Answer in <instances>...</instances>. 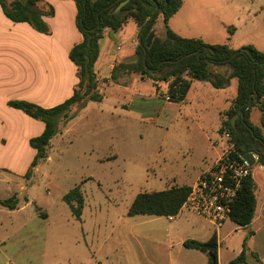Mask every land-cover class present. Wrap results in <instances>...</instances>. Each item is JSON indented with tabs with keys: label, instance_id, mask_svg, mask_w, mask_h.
<instances>
[{
	"label": "rangeland",
	"instance_id": "obj_1",
	"mask_svg": "<svg viewBox=\"0 0 264 264\" xmlns=\"http://www.w3.org/2000/svg\"><path fill=\"white\" fill-rule=\"evenodd\" d=\"M132 25L117 39L122 49L138 45L137 37L130 35ZM168 27L183 37L264 51V0H182ZM230 28L234 31L228 40ZM154 30L164 36L160 18ZM133 81L127 90L104 91L101 103L75 108L69 130L53 137L48 159L19 180L20 210H0V264H164L167 253L181 263L186 251L178 243L187 234L181 223L198 221L193 214L181 210L169 221L128 216L127 211L136 195L168 188L175 175L190 184L215 141L217 151L228 148L229 142L218 133L220 118L214 109L235 94L236 81L219 90L193 82L186 97L188 113L153 98L151 80L134 76ZM160 87L164 91L165 84ZM132 96V105L120 108ZM157 117L154 125L151 120ZM250 121L259 126L256 108ZM8 127L10 131L0 124V136L6 137L5 146L0 141V200L14 197L6 181L26 170L32 153L21 137L26 123L14 120ZM262 173L258 165L252 166L256 183L264 182ZM75 186H80L84 201L79 221L62 201ZM200 222L213 230L205 220ZM228 231H221L224 255L236 256L242 234L237 231L224 240Z\"/></svg>",
	"mask_w": 264,
	"mask_h": 264
},
{
	"label": "trees",
	"instance_id": "obj_2",
	"mask_svg": "<svg viewBox=\"0 0 264 264\" xmlns=\"http://www.w3.org/2000/svg\"><path fill=\"white\" fill-rule=\"evenodd\" d=\"M75 4V25L82 36L81 42L74 45L68 58L76 67L77 83L72 95L62 103L42 108L24 100H10L7 106L20 110L33 120L43 123L39 136L28 141L35 151L24 176L31 175L43 164L49 155L54 136L61 133L74 118L75 108L84 107L88 102H101L102 86L106 80L97 79L94 64L98 58L100 41L104 32L118 31L131 19L138 28L142 44L135 49V60L118 64L111 80L117 79V72L136 74L152 81L155 92L171 104L184 102L191 83L208 82L215 89L226 88L231 79L236 81V91L228 109L222 113L219 134L227 131L232 139L233 150L237 155L252 153L257 157L255 165L264 168V135L260 128L250 122V112L257 108L264 121V51L253 46L232 49L228 44H209L200 38H184L168 27V21L179 10L182 0H71ZM43 0H0L5 17L13 23H26L33 30L48 34L49 28L43 17L53 15V9H40ZM123 4L119 9H117ZM153 13H155L153 15ZM153 15L152 19L150 17ZM160 18L164 25V36L155 34L149 47L144 40L154 32V25ZM234 29L228 30L229 37ZM160 83L165 84L164 91ZM256 184L252 176L246 177L229 213V220L238 227H247L256 208ZM190 187H171L154 192L139 193L130 204L128 216H176L186 199ZM75 220L79 221L83 209V196L80 186H75L62 196ZM15 197L0 200V206L14 210ZM247 239V238H246ZM246 239L242 248L246 246ZM185 249L200 251L207 257V264H217V241L211 237L205 242L185 240ZM228 264H240L243 252ZM10 264V263H8Z\"/></svg>",
	"mask_w": 264,
	"mask_h": 264
},
{
	"label": "crops",
	"instance_id": "obj_3",
	"mask_svg": "<svg viewBox=\"0 0 264 264\" xmlns=\"http://www.w3.org/2000/svg\"><path fill=\"white\" fill-rule=\"evenodd\" d=\"M48 7L53 9L52 16L43 17L44 22L49 28L48 34L36 32L26 23H13L9 21L3 14L0 7V124L5 126L7 131H10L8 127L10 122H13L14 120L25 122V128H27V130L25 132V128H22L21 137L27 143L31 138L39 136L42 133L44 125L42 122L33 120L26 116L20 110L10 108L7 106V102L10 100H24L42 108H51L68 99L72 95L73 88L77 83L76 67L68 58L69 50L82 40V36L75 25V4L71 0H43V2L39 5V8L44 10H47ZM129 24H133L132 26H134L131 27L130 35L137 37L138 39V28L133 20L128 19L118 31L111 32L106 30L102 40L100 41L98 58L94 64V73L97 79L106 80L105 85L102 86V94L109 88H115L121 91L129 89L130 86H133L135 81H133L134 76L138 77L141 81L149 80L145 77L142 78L136 74H128L124 71L117 72L116 81L111 80V74L118 64L131 63L135 60V49L137 43L127 49H122L119 41L117 40L118 37L125 34L124 29H126ZM154 34H156V32ZM201 83L203 84L202 86L209 84L208 82ZM151 85V96L153 98H161L163 100L164 98L155 92L153 83ZM234 96L235 94L233 96H227L224 99L223 107H216L214 109L220 118V123L222 120L221 114L228 109ZM133 99L134 98L132 96L129 99V102L120 104V108L130 107L135 100ZM103 100L104 98H102L101 102H103ZM164 101L171 104L165 99ZM185 104L186 99L182 103L172 105H178L181 108H185V111L188 113L189 111L186 109ZM205 116H209V112H206ZM151 122L154 123V125L157 124L158 117L151 120ZM69 124L70 121L66 125L64 132L69 130ZM256 127L260 128L262 135H264V121L261 120V113L259 126ZM18 136H20V134H18ZM204 136L210 143L209 138L206 137V135ZM5 138V136H0V141L4 143V146L6 145ZM215 145L217 146V141H215L214 145L211 146V153L208 154V152L205 151L203 156V159L205 160L203 167L200 168L195 177L190 180V184L180 182L179 180H181L182 175L178 174L169 178L168 182L170 186L166 189L181 186L190 187L196 181L198 176L203 171L208 169L226 149L217 151ZM34 154L35 151L32 149L26 170L19 172L18 174H13L15 176L8 178L6 181V184L8 185L7 190L10 189L12 193L11 196L16 198L17 204L19 199L17 198L18 192L19 190H23V185H21L19 180H22V177L25 175ZM206 157H209V159L206 160ZM15 167L16 164L12 166V168ZM259 168L264 170L261 166H259ZM262 177H264V175H262ZM255 184L256 208L253 219L247 227H238L228 219L218 230L215 228L210 230L204 225V221L200 222L201 218L195 215L194 216L198 221L194 219L191 223H181V226L186 229L187 234L183 236L178 243V246L186 251V253H184L181 257L180 264H207V257L205 254L197 250L185 249L182 246V243L185 240L205 242L211 237H215L217 241V264H228L230 261L235 259L242 250H244V254L240 264H264V182H255ZM29 204L30 203L27 202L25 206H28ZM1 208L3 207L0 206V210ZM19 210L20 208L16 205L14 210L9 211L17 212ZM152 217L159 218L156 216ZM173 217L174 216H172V219ZM166 218L168 219V217ZM224 228L229 229L223 237L224 240L231 234L241 231L242 237L236 256L234 254L227 255V253L224 255V251L227 252V249L223 246L224 241L221 239V231L224 230ZM245 239L246 246L243 249L242 243ZM167 256L168 258L164 264H179L178 262L176 263L173 261L168 253Z\"/></svg>",
	"mask_w": 264,
	"mask_h": 264
},
{
	"label": "built area",
	"instance_id": "obj_4",
	"mask_svg": "<svg viewBox=\"0 0 264 264\" xmlns=\"http://www.w3.org/2000/svg\"><path fill=\"white\" fill-rule=\"evenodd\" d=\"M223 137L229 142L228 148L190 186L179 210H185L205 220L217 230L229 219L231 207L243 180L249 175L252 176L250 163L241 155L233 156L235 152L230 134L225 131ZM252 155L256 164L257 157ZM168 219L171 220L172 216Z\"/></svg>",
	"mask_w": 264,
	"mask_h": 264
},
{
	"label": "water",
	"instance_id": "obj_5",
	"mask_svg": "<svg viewBox=\"0 0 264 264\" xmlns=\"http://www.w3.org/2000/svg\"><path fill=\"white\" fill-rule=\"evenodd\" d=\"M155 13H153L154 15ZM153 15L150 17V20L152 19ZM141 35L142 33H140L139 37H138V45H141L142 44V40H141ZM155 34L154 32H151L147 38L144 40V43H145V47H149L151 42H152V39L154 38ZM243 159L247 160L251 166H253L255 164V160L253 158V155L252 153H247L245 155H243Z\"/></svg>",
	"mask_w": 264,
	"mask_h": 264
}]
</instances>
